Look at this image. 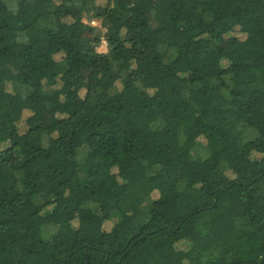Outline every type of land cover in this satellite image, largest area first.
I'll return each mask as SVG.
<instances>
[{
    "label": "trees",
    "instance_id": "1",
    "mask_svg": "<svg viewBox=\"0 0 264 264\" xmlns=\"http://www.w3.org/2000/svg\"><path fill=\"white\" fill-rule=\"evenodd\" d=\"M0 264H264V0H0Z\"/></svg>",
    "mask_w": 264,
    "mask_h": 264
},
{
    "label": "rangeland",
    "instance_id": "2",
    "mask_svg": "<svg viewBox=\"0 0 264 264\" xmlns=\"http://www.w3.org/2000/svg\"><path fill=\"white\" fill-rule=\"evenodd\" d=\"M84 23H85V25H86L87 27H99V25H98V23H97L96 21H92V22L84 21ZM232 34L239 36V33H237V32H233ZM97 51H98L99 53H106L107 48H106V43H105V41H103V42L101 43V45L97 48ZM152 197H153V198H156V195H152Z\"/></svg>",
    "mask_w": 264,
    "mask_h": 264
}]
</instances>
